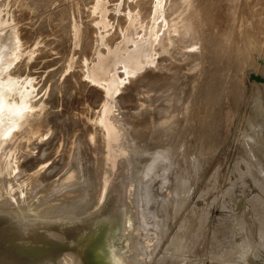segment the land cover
I'll return each instance as SVG.
<instances>
[{"label":"bare ground","instance_id":"6f19581e","mask_svg":"<svg viewBox=\"0 0 264 264\" xmlns=\"http://www.w3.org/2000/svg\"><path fill=\"white\" fill-rule=\"evenodd\" d=\"M99 1H96V8L92 11L101 8ZM195 3L196 0H138L134 5H129L131 10L137 12L136 23L124 34L126 18L119 16L122 19H115L114 35L108 40L103 36L93 40L92 28L83 26V30V23L78 22V4L70 7L76 38L73 44L81 47L79 54L86 55L87 63L84 61L85 65L77 70L80 80L77 77L79 82L75 83L81 85L82 90L75 88L72 94L75 103H66V108L58 117L64 124L71 121L74 130L83 132L77 138L83 150L73 151L76 142L74 136L67 143V160L71 156L81 159L87 153L89 163L82 164V167L73 166L61 178L50 181L40 191L35 190L33 179L41 173L47 178L54 174L50 169L46 170L48 153L53 148L50 144L57 137V144H61L63 138L62 135L57 136L58 133L51 137L54 129L51 126L52 120L47 117L49 109L43 99L33 95V83L22 82L13 76L12 67L23 51L12 38L14 34L5 29V22L0 21V28H4L0 31V61L4 59L0 68V215L17 224L12 227L5 225L1 222L4 218L0 217V264H81L82 261L85 264L87 258L81 257L82 254H77V251L71 260L61 259L60 249L49 242L50 237H59L55 232L63 230L65 233L68 225H72L71 221L66 220L64 224L67 225L64 226L63 222L48 224L47 219L57 215L81 218L100 208L106 214L99 216L97 213L92 220L75 225V230H88L91 227L95 238L101 236L99 233L109 225L117 227L115 230L119 231L116 232L119 236L107 245L105 239L101 240L90 251L95 253L90 260L97 257L99 250L113 255L121 239L125 241L136 234L137 228H133L132 219L136 214H130L128 205L133 204L136 208L132 198L138 184L140 192L136 200L139 201L143 236L148 233L156 236L158 231L154 224H148L152 221L148 217V207L161 206V212L167 217L168 208L171 207L172 219L176 220L197 180L205 172L207 160L222 144L227 117L239 103L236 99L241 93L238 91L237 95L236 88L242 85L239 82L244 72H247L245 69L254 66L255 69H252L259 73L254 64V55H264V0H203V10L197 14L192 9ZM158 4L160 8L156 11ZM111 17L114 19V16ZM135 29L138 32L137 38L133 34ZM94 43L99 45L95 58L89 54ZM6 50L9 52L4 54ZM259 94V91L253 92L250 102L253 108L249 110L251 115H246L248 121L244 117L248 122L244 140L250 149L248 159L251 166L247 172L264 193V169L261 162V158L264 161V100L259 101ZM90 100L92 102L89 104ZM62 129L60 127V131ZM151 148H158L156 157L150 158L147 153ZM36 152L38 162L28 164ZM173 155L176 156L173 168L177 167L175 182L169 178L164 187H146L151 201L146 205V195L142 193L143 182L158 171L162 163L170 162ZM149 160L150 163L145 164ZM80 179L84 182L78 187H72L73 181ZM162 189L166 196L172 194V199L164 204L158 202ZM49 190L59 193L49 198ZM256 197L255 200H258ZM121 206L124 207L123 216H120ZM118 219L122 227H118ZM195 219L194 210L186 215L165 249L167 252L163 255L166 259L156 262L169 264L173 259L168 256L170 252L182 255L183 251L186 250V253L188 250L189 253L192 250L196 239L194 228L203 222L202 219L198 222ZM260 224L263 229L264 219ZM217 228L213 237L217 241L215 247L218 251L215 249V252L222 254L238 251L239 245L232 246L225 242L226 235L223 236L224 243L218 240L217 236L223 234V229L222 225ZM83 234L78 239V243H82L80 249L85 248L83 242L88 240L87 235L91 233ZM262 238L261 244L254 245L253 249L263 247L264 250ZM16 239H24L26 244L35 247L20 249ZM35 248L31 256L29 253ZM127 259L128 256L120 260L123 263L128 262Z\"/></svg>","mask_w":264,"mask_h":264},{"label":"rangeland","instance_id":"374dc122","mask_svg":"<svg viewBox=\"0 0 264 264\" xmlns=\"http://www.w3.org/2000/svg\"><path fill=\"white\" fill-rule=\"evenodd\" d=\"M96 1L98 0H0V21L3 23L5 22L7 26L5 29L10 30V32L14 34L12 38H14L15 42L18 43V46L23 51L18 60L14 62V67H12L13 76L22 82L33 83V95L36 96L37 99H43L49 109L47 117L52 120L51 126L52 129H54V133H51V137L54 136V134L57 135L58 133L57 136L62 135L63 138V143L61 144H57V142H59L58 137L53 140V143L50 144L53 147L51 150L55 153L51 154L52 151L48 153L49 161L46 170L50 169V171H52L54 174L49 178H47V176H43V173L36 176L35 179H33V182L34 188L37 191H40L42 187L50 181L61 178L73 166L82 167V164L89 163L87 153L86 155H82L83 157H81V159L75 158L76 156H74V158L71 156V159L67 160V143H69L71 138H74V136L76 138V142L74 144L73 151L77 149H81V151L83 150L79 145V141H77V138H79L83 132L81 130H74L71 121H67L64 124L61 121V118L58 117L62 110L66 108V103H75V99L72 95L73 92L76 89L82 90L83 87H81V85H77L80 80L79 71L77 70L80 66H84L87 63L85 60L86 55H83L82 53V55L79 54L81 47L79 46V48L73 44L76 38L73 32L72 22H74V20L72 14L70 13V9L74 4H78L76 5L80 9V19L78 22H80V24L83 23L81 24L83 30L86 26H90L92 28L93 40H99L101 36H103L105 40L111 39L114 35L113 31H115L113 29L116 28L115 21L119 19L121 20L123 17L126 18L123 30L124 34L129 30L133 23H136L137 12L135 10H131L129 5H134L138 0H100L98 2L99 5L101 4V8L99 9L100 11L95 10V13L92 10L96 8ZM134 1L135 3L133 4ZM201 2H203V0H196L195 5H193L192 9L195 11L194 14H197L203 10ZM61 4H65L67 8L65 5L61 6ZM158 8H160V4L156 5V11ZM111 16H114V19ZM83 26L85 27L83 28ZM93 28H95V31ZM2 29L4 28H0V31ZM133 34L135 38L138 37L137 29L134 30ZM123 36H121V38ZM32 45L34 46L32 47ZM98 46L99 45L97 43H94L89 53L91 57L94 56L95 58V53L98 49ZM8 52L9 50H6L4 54H7ZM28 55H31V57L27 58ZM71 55L73 57H71ZM259 56L260 58H257ZM259 56L258 54L254 55V64L257 66L256 69L259 73L254 71V66H252L254 69H252V67L249 68L250 66L245 69L247 72H244L240 80V82H243H239V84L242 85H237V88H239L238 90L236 88V94L238 95L240 92L242 96L241 97L239 94L240 99L238 96H236L238 97L236 100L239 103L236 102L238 104L236 107L234 106L236 110L234 108V112L232 111L236 115H234L232 112L229 113L225 126V129H227L223 137L222 144L216 149L217 151L213 154L214 156L212 155L213 157L211 156L209 160H207L205 172L197 180V183L195 184L188 201L186 202L183 209L178 213L176 220L172 219L173 208L171 207L168 208V217L165 215V213L163 214L161 212V206H159L160 208H158V206H156V208L148 207V217L152 219V221L148 222V224H154V226L157 228L158 231L156 236L152 233H148L146 236L142 235L143 230L141 229L140 222L141 213L139 211V201L138 199L136 200V198L139 196L140 184L135 186L136 191L132 199L136 208L133 206V204L128 205L127 203V205L130 209V214H136V216L132 218L133 228H137V230L135 229L136 234H134L132 237L129 236L128 238L130 239L128 240L123 242L121 241L124 245L122 244V246H118L119 248L116 251V257H119L117 258L115 264H159V262H156L157 260L159 261V259L161 260L162 258L166 259V256L163 254L167 252V247L174 238L175 232H177L178 224H180V222L185 219L186 215L193 210L196 216V222H198L200 219L203 220V222H199V225H196L194 228L196 231V239L193 242V248L189 251V253H187V250L186 253L188 256L185 253L186 250L183 251L184 253L181 252L182 255L179 254L180 256L177 254V252H170L168 256L171 259L173 258L172 262H170L171 264H179L180 262V264H264V250L262 251L263 247L260 249L259 247L253 249L254 245L258 246V243L261 244L262 236L260 233H262V231L264 232V228L262 229L260 224V221L264 219V193L263 190H259L261 189L258 186L259 184H256L253 181L252 176H250V174L247 172L249 166H251L248 159L250 149L245 145L246 140H244L247 134L246 131H248L246 130V128L248 129L246 126L248 125L247 116L249 113L251 115L253 108L252 103H250L252 101L251 96L253 92L258 93L259 91L261 94H259L261 96V98H259L262 99H259V101L264 100V83H258L256 81L249 80V74L251 73L254 74L255 72L256 75H261L262 77L264 75L263 73V75L261 74V72L264 70L262 69L264 68V64H262L264 63V55L259 54ZM69 59L71 61H69ZM3 60L4 59L0 61V68L4 63ZM259 69L262 70L259 71ZM197 76H199V74ZM75 81L78 82L75 83ZM243 85L246 89L243 87ZM254 85L257 88L256 90ZM97 87L101 86L98 85ZM241 89L244 91V93H242ZM250 89H252L251 93L249 91ZM246 98L250 101H248ZM108 99L111 100V96H109ZM246 100L247 102H245ZM91 102V100L90 102L88 101L89 104ZM244 117H247V121ZM243 119L246 122L243 121ZM60 127H63L61 131ZM170 129H173V127H170ZM51 137H49L48 140H50ZM120 142L122 144L124 143L122 138H120ZM123 146L125 147V144H123ZM147 153L149 154L150 158L156 157L158 148H151ZM33 155L35 156L33 157L32 162L28 164L33 165L38 162L37 152L33 153ZM175 157L176 156L173 155L171 158L172 160L170 159V162L162 163L160 169L151 176L147 177L143 182L144 188H142V193L144 192L146 195V205L151 203L149 189H145L146 187L150 188L154 185H157V187H164V185L167 183V179L169 178L172 179V182H175L177 175V167L175 166L173 168V161ZM261 162L262 168L264 169V161H262V158ZM149 163L150 160L145 164ZM32 165H30V167H32ZM126 165H128V161ZM31 172L37 171L32 170ZM83 182V179L75 180L72 183V187H78ZM205 192L206 194H204ZM48 193L50 194L49 198H52L55 197V195L59 192L55 190H49ZM142 193H140V204L142 203ZM159 194L160 197L158 202L163 204L166 201L172 199V194L166 196L163 189ZM113 195L115 196V194ZM254 197L259 198V201L257 199L255 200ZM121 207L124 210V207ZM84 215L85 216H81V218L57 215L58 217L47 219L48 224H57L58 222H63V225L66 226L67 224H64L66 220H70L72 223V225H68V229L65 233L63 230L55 232L59 235V237H50L53 243L59 245L62 244L63 251L60 255L61 259L65 258L68 261L71 260L72 256L76 254V251L77 254L79 253L77 239H80L79 236L83 235V233L80 230H75V225L77 226V224L80 222L82 223L84 221H88L86 219H88L90 214ZM218 224L222 225L223 229V234L217 236L218 240H221L224 243L225 239V242H229L232 244V246L239 245L238 247L240 251L238 250L234 252L232 250L222 254L220 252H215V243L217 241H215L216 239L213 240V237L217 232V227H219ZM229 225H231V227H229ZM57 229L60 230L59 228ZM259 230H261V232ZM88 231L91 232L92 228L90 227L88 230L83 232ZM229 231H231L232 234L230 233L228 235ZM90 236L92 237L94 235ZM262 239L264 241V238ZM135 240L139 242V245L136 244ZM255 253L257 257H255ZM126 256L129 258L127 259L128 262L124 261L122 263L119 259H121V257L126 258ZM97 257H99V255ZM97 257L94 256V260L98 259ZM180 257H182V259ZM237 261L240 263H237ZM80 263L84 264L83 261Z\"/></svg>","mask_w":264,"mask_h":264},{"label":"water","instance_id":"95a60500","mask_svg":"<svg viewBox=\"0 0 264 264\" xmlns=\"http://www.w3.org/2000/svg\"><path fill=\"white\" fill-rule=\"evenodd\" d=\"M249 80L250 81H256V82H258V83H264V79L262 78V77H260V76H256V75H254V74H249ZM105 208V207H104ZM100 210V211H99ZM99 210H97L95 213H93V214H90L89 215V217H88V219H86V220H92L95 216H97V213H98V215L99 216H102V215H104V214H106L105 212V210L104 209H102V208H100ZM103 210V211H102ZM124 215V211H123V209H122V207H121V211H120V216H123ZM119 216V217H120ZM0 217L1 218H4L3 216H1L0 215ZM7 218V217H6ZM6 218H4L3 219V221H1V222H4V224L5 225H11V227L13 226V225H17V224H15L14 222H12V219H6ZM97 219H99L98 217H96ZM95 218V219H96ZM114 221H115V219H114ZM84 222H86V221H84ZM119 222V223H118ZM117 223L119 224L118 225V227H122L121 226V221L118 219L117 220ZM115 226H113V225H109L108 227H107V229L106 228H104V231H101L100 232V235L101 236H98L97 235V237H95L94 238V236H90L91 234L92 235H94V232H93V230L90 232V231H88V232H86V233H91L90 235H87V238H88V240H85L84 242H83V246H85V248L84 249H80V247H81V245H82V243H78V245H79V253L78 254H82V256L81 257H86L87 258V261H86V264H115V262L117 261V258L119 257V256H117L116 257V251L117 250H115L114 251V253H113V255H111V254H109L108 253V251L106 252H103V251H100L99 250V253H97L98 255H99V257H97L98 259H95L94 261H92V260H90V257H93L92 255L93 254H95V253H92V252H90V251H93L94 250V248L96 247V246H98L99 244L98 243H100V241L101 240H103V239H105V244L107 245L109 242H111L112 240H113V238L114 237H117V233L116 232H119V231H117V230H115V229H117V227L116 228H114ZM83 231H85V230H81V232L82 233H84ZM84 235V234H83ZM104 235V236H103ZM119 236V235H118ZM84 237V236H83ZM86 238V239H87ZM94 238V239H93ZM120 238V237H119ZM119 240V239H118ZM16 243L17 244H20V249H23L24 250V248H26V247H29V248H31V247H35L33 244H26L25 242H23L24 241V239H20V240H18V239H16ZM77 241H78V239H77ZM121 241L123 242L124 241V239H121ZM120 241V243H119V246H122V242ZM49 242H51V244H52V246L53 247H55V248H58V249H60V251H61V253H62V251H63V246H62V244H56V243H53L52 241H51V239H49ZM95 242V243H94ZM35 245H37V244H35ZM124 245V244H123ZM94 247V248H93ZM93 248V249H92ZM88 249H92V250H89L88 252H87V250ZM35 250H36V248L34 249V250H32L29 254L31 255V256H33L34 255V252H35ZM18 251V250H17ZM19 252V251H18ZM26 252V250L24 251V253ZM21 254V253H20ZM97 255V256H98ZM120 260V259H119Z\"/></svg>","mask_w":264,"mask_h":264}]
</instances>
